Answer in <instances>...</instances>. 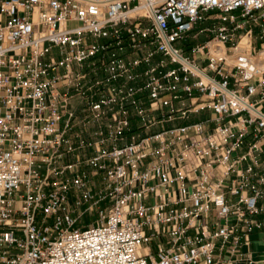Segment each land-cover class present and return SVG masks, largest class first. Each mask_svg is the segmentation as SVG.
Masks as SVG:
<instances>
[{"label":"built area","instance_id":"1","mask_svg":"<svg viewBox=\"0 0 264 264\" xmlns=\"http://www.w3.org/2000/svg\"><path fill=\"white\" fill-rule=\"evenodd\" d=\"M201 22L212 27L193 37H212L186 55L174 44ZM88 36L105 42L87 47ZM125 37L155 51L127 63ZM261 57L264 0H0V264H255L242 247L254 234L264 241ZM77 96L88 112L78 122ZM204 110L213 128L142 133ZM91 121L97 156L87 174L79 160L63 162L86 147L79 134L71 141L74 126ZM97 176L103 188L93 193ZM95 207L99 220L75 228Z\"/></svg>","mask_w":264,"mask_h":264},{"label":"rangeland","instance_id":"2","mask_svg":"<svg viewBox=\"0 0 264 264\" xmlns=\"http://www.w3.org/2000/svg\"><path fill=\"white\" fill-rule=\"evenodd\" d=\"M232 14L234 15H238L239 11L233 12ZM71 25H76V23H73ZM145 25L146 22H145ZM207 27H212V22H201L198 24L196 30L192 33H190V35L188 37H184L183 39L178 40L174 46L176 48L181 49L182 51L185 52L186 55H192L194 48L197 47L200 44L205 43L208 39H210L212 37L211 33L208 32H201L199 33L198 37H193L194 34L198 33L200 31V29L203 28H207ZM260 29L256 28V34H259ZM105 42L102 39L99 40H95L92 36H88L87 37V43L86 46L90 47L92 46L94 43H98L101 44ZM113 46H111V48H109V50L106 51H102V53H99V55H110L111 54V50H113ZM155 51V47L154 45H151L150 42H147L143 39H141L140 37L137 38V40L135 42L130 41L127 37L124 38V50L123 51H119V55L123 56L124 59L126 60L127 63H132L135 60L139 59L140 55L141 56H146L149 55V53H152ZM60 51L58 49L53 50L52 54H56L53 56L59 55ZM108 59V57L106 58ZM173 67V66H171ZM170 67V68H171ZM95 68H97V71L95 72L96 75L94 76L95 80H104V78L106 77V73L104 72V70L100 69L98 66H95ZM119 84V83H117ZM72 101H77L79 103V105H82L83 110L81 112L80 115H78V119L77 122L86 118L88 116V112L87 109L83 103V98L82 96H77L75 98H73L71 100ZM111 120V117L108 114H105L103 116V119H101V124L104 126L106 124H108ZM77 126L81 127L82 129H86V136L84 137L83 134H81V132H78L79 135H81L83 141H84V145H86L85 148H81L79 150H77L75 153H72L70 155H68L65 158V161L63 162L64 164H72L75 163L79 160V171L81 172H86L87 174H90V172L94 171L95 169L92 168V166H87L86 162L94 157L97 156V152H96V148L95 145H91L89 146V144H94L97 141V136H95V132L98 128V123H94V122H90V124H88L87 126H83L82 124H76ZM169 126L167 125L166 128H168ZM161 126H158V128H156L154 131H159L161 130ZM76 135L73 134V132L70 133V138L71 141L74 142L75 144L79 145V139L75 138ZM108 142H106L107 144ZM111 146V143L110 145ZM100 176L97 177H92L91 179V184H90V189L92 190L93 193H97L99 190H101L103 188V183L102 181L99 179ZM70 197L73 199V204H70L69 206H67V208L71 211L77 209L76 205H75V200L80 199L82 197V193L74 191L70 193ZM90 204L85 205L82 209L81 212H83L85 210V208H87ZM99 206L101 207V209H106L108 207V204H103L102 207V203L99 204ZM106 213V211H105ZM41 215L42 213L39 214V219H41ZM78 215V209L77 211H75L74 216L75 218ZM99 220V214L97 213V209L95 207V209L93 211H88L85 212L82 216H80L78 218L77 224L75 226V228H87L89 225L95 223L96 221ZM54 223V218L50 219L48 221V224L52 225ZM160 240L155 239L152 243L151 246H156L157 241Z\"/></svg>","mask_w":264,"mask_h":264},{"label":"crops","instance_id":"3","mask_svg":"<svg viewBox=\"0 0 264 264\" xmlns=\"http://www.w3.org/2000/svg\"><path fill=\"white\" fill-rule=\"evenodd\" d=\"M205 43L203 44H200V45H204ZM52 55H56V54H52ZM189 56H193V55H189ZM196 58H199L198 56ZM162 57L161 55H157L156 56V60H161ZM205 64V63H204ZM144 68L146 67H139L138 68V71H142ZM195 100L197 101H200V100H204V98L202 97H197ZM195 100H193V102H195ZM189 103V102H188ZM70 108L75 111L78 115L81 114L82 110H83V107L82 105H79V103L77 101H72L71 104H70ZM212 117V114L209 110H204V111H201L200 113L198 114H190L189 116V119H186V120H181V119H178V120H174V121H165L163 122V124L161 125V130H165V129H168V128H172V127H179V126H184V125H188L190 123H195V122H207V126L208 128H213L216 124L215 122H211L210 121V118ZM167 125L169 126L168 128ZM157 127H153L151 129H146L145 131H142L143 135H148V134H152L154 132H157V131H154ZM73 134L74 135H78L79 133L78 132H81V134H83V136L85 137L86 136V129H82L81 127L75 125L73 130H72ZM248 140L250 141L251 140V137L248 138ZM262 146L264 147V141H262ZM242 153V152H241ZM153 161L155 162L156 160L153 159ZM152 164V159H148L146 161V165H150ZM171 175H174V173L172 172ZM178 188V184L174 187V190H177ZM161 192L159 191L158 194H160ZM158 194L151 197L150 199H148L146 201V204H153L155 201H156V196L158 197ZM259 219H261L260 217H257ZM214 222H215V219H214V215L213 213L211 214V216L208 217L207 219V223L209 224V229L210 230H214L216 229L215 225H214ZM190 234L193 235L194 234V231H190ZM153 251L155 252L156 250V246H151ZM242 252L244 254H246V256H249V258L255 263V264H262L260 261H262L264 259V241L262 239V235L261 234H254L252 236V242L251 243H247V244H244L243 247H242Z\"/></svg>","mask_w":264,"mask_h":264},{"label":"bare ground","instance_id":"4","mask_svg":"<svg viewBox=\"0 0 264 264\" xmlns=\"http://www.w3.org/2000/svg\"><path fill=\"white\" fill-rule=\"evenodd\" d=\"M246 43V37H243V41L242 44ZM210 47H211V53L215 54V55H220L221 53H223L225 51V46L224 44L220 43L218 40H214L210 43ZM260 66L262 69H264V58L261 57V63Z\"/></svg>","mask_w":264,"mask_h":264}]
</instances>
